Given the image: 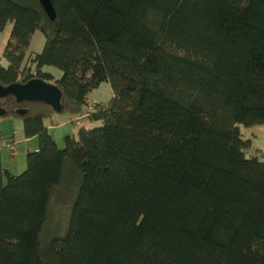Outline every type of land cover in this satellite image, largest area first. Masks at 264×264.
Masks as SVG:
<instances>
[{
  "label": "trees",
  "instance_id": "1",
  "mask_svg": "<svg viewBox=\"0 0 264 264\" xmlns=\"http://www.w3.org/2000/svg\"><path fill=\"white\" fill-rule=\"evenodd\" d=\"M48 1L53 21L0 0V85L51 82L62 108L0 100L37 146L17 175L0 158V264H264V158L239 131L264 128V0ZM53 115L88 126L59 149Z\"/></svg>",
  "mask_w": 264,
  "mask_h": 264
},
{
  "label": "rangeland",
  "instance_id": "2",
  "mask_svg": "<svg viewBox=\"0 0 264 264\" xmlns=\"http://www.w3.org/2000/svg\"><path fill=\"white\" fill-rule=\"evenodd\" d=\"M10 23H7L3 30L0 32V65L4 64L3 59L1 58V51L4 46V43L7 40L8 33L10 30ZM43 44V37L42 35L35 31L30 39L29 45L26 50V55L29 54H36L40 52L41 47ZM44 72L47 71L49 74H52L53 76L59 77L60 72L54 68L51 67H43ZM46 72V73H47ZM112 96L111 90L109 88V85L107 83H101L99 86L95 89H93L88 96L86 97L88 102H95L100 104L107 103ZM44 126H46L48 134L53 139L55 145L57 148H62V138L64 136H69L74 132L77 127H74L72 124L68 123V117L66 115H53L50 119H44L43 120ZM82 125L88 126L87 123L83 122ZM98 123L92 124L90 126H96ZM21 122L17 119L12 118H1L0 119V133L1 136L4 138L11 135L12 131L15 130L17 133L15 141H17L15 148V154L19 155L20 148H21V140L24 139L22 136V130H21ZM240 133L243 135L244 138L249 139L251 141V148L247 152L248 156H257L258 158H264V128L262 126H254L251 128H242L239 127ZM36 143V140H34ZM17 157V156H16ZM18 161L20 165L22 164V167L24 169V156H18L15 158ZM21 169V171L23 170ZM68 193L66 191H63L61 197L63 199H68ZM58 208L62 205L61 202L58 204ZM67 213V206H63V217L60 218V223H54L56 218L54 216L53 220L51 221L50 225L47 226L46 232H44V238L50 236L51 234L60 233L58 229H62L65 225V217ZM50 234V235H49Z\"/></svg>",
  "mask_w": 264,
  "mask_h": 264
},
{
  "label": "water",
  "instance_id": "3",
  "mask_svg": "<svg viewBox=\"0 0 264 264\" xmlns=\"http://www.w3.org/2000/svg\"><path fill=\"white\" fill-rule=\"evenodd\" d=\"M39 6L49 21H53L55 14L48 0H38ZM11 97L15 103H33L39 102L48 106L55 114L61 113V94L59 90L51 83L39 79H31L25 83H14L8 86L0 85V100ZM15 114L22 117L26 110L18 109ZM5 112L0 109V118H3Z\"/></svg>",
  "mask_w": 264,
  "mask_h": 264
},
{
  "label": "crops",
  "instance_id": "4",
  "mask_svg": "<svg viewBox=\"0 0 264 264\" xmlns=\"http://www.w3.org/2000/svg\"><path fill=\"white\" fill-rule=\"evenodd\" d=\"M41 71L44 72V68H42ZM45 72H47V71H45ZM50 75L53 77V79L58 78L57 76H53L52 74H50ZM49 83H51V82H49ZM93 103H95V102H93ZM45 128H46V131H47L48 128L46 126H45ZM74 130L75 131L72 132L71 135L75 134L76 129H74ZM13 132H15V134H16L15 135V139H16L17 133H16L15 130H13L12 133ZM9 136H7V137H9ZM15 139H14V141H15ZM34 140H35V138L22 139L20 141L21 142L20 153H19V155L14 154L13 158L8 157L7 151H5L4 149H1L0 150V158H1L2 168H4L7 171H9L12 175L19 174L21 172V169H23V167H22V164L20 165V163H19V166H18V161L15 158H17L18 156H25V154H27L29 152H34L36 150V147H37L36 143L34 142ZM16 143H17V141H15V145H16ZM14 151H15V148H14Z\"/></svg>",
  "mask_w": 264,
  "mask_h": 264
},
{
  "label": "built area",
  "instance_id": "5",
  "mask_svg": "<svg viewBox=\"0 0 264 264\" xmlns=\"http://www.w3.org/2000/svg\"><path fill=\"white\" fill-rule=\"evenodd\" d=\"M84 104L87 107V109H90V107L92 106L91 103L88 102L87 100L84 101ZM84 119H85V115H81L79 117L77 116V117L72 118L69 121V123L72 124L74 127L78 128L82 126ZM15 135H16L15 132H13L9 137H7L6 139L2 141V145L8 149L7 151L9 155L11 156L14 155L12 143H14Z\"/></svg>",
  "mask_w": 264,
  "mask_h": 264
},
{
  "label": "bare ground",
  "instance_id": "6",
  "mask_svg": "<svg viewBox=\"0 0 264 264\" xmlns=\"http://www.w3.org/2000/svg\"><path fill=\"white\" fill-rule=\"evenodd\" d=\"M4 139H5V138H4ZM14 145H15V143H12L13 151H14ZM3 147H4V146H3L2 143H1V148L4 149Z\"/></svg>",
  "mask_w": 264,
  "mask_h": 264
}]
</instances>
